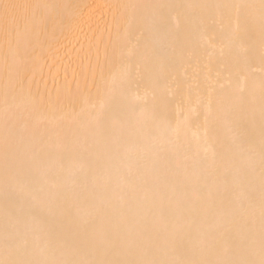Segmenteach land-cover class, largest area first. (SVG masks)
<instances>
[{"label":"bare ground","instance_id":"obj_1","mask_svg":"<svg viewBox=\"0 0 264 264\" xmlns=\"http://www.w3.org/2000/svg\"><path fill=\"white\" fill-rule=\"evenodd\" d=\"M0 264H264V0H0Z\"/></svg>","mask_w":264,"mask_h":264},{"label":"snow or ice","instance_id":"obj_2","mask_svg":"<svg viewBox=\"0 0 264 264\" xmlns=\"http://www.w3.org/2000/svg\"><path fill=\"white\" fill-rule=\"evenodd\" d=\"M7 7V6H6Z\"/></svg>","mask_w":264,"mask_h":264}]
</instances>
